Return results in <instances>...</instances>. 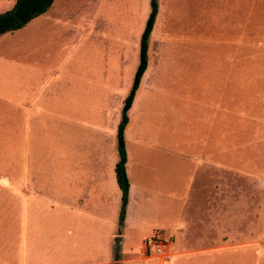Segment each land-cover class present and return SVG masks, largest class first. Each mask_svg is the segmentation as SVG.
<instances>
[{
  "label": "rangeland",
  "instance_id": "374dc122",
  "mask_svg": "<svg viewBox=\"0 0 264 264\" xmlns=\"http://www.w3.org/2000/svg\"><path fill=\"white\" fill-rule=\"evenodd\" d=\"M151 2L53 0L0 35V264L49 263L37 247L58 232L73 249H97L80 264H157L142 243L169 195L184 191L194 166L184 156L199 151H213L205 177L253 240L255 209L264 214V0H156L121 136L123 205L118 127ZM13 6L0 0V14ZM229 249L230 264L238 250L240 264H264V244Z\"/></svg>",
  "mask_w": 264,
  "mask_h": 264
},
{
  "label": "crops",
  "instance_id": "0c3cea01",
  "mask_svg": "<svg viewBox=\"0 0 264 264\" xmlns=\"http://www.w3.org/2000/svg\"><path fill=\"white\" fill-rule=\"evenodd\" d=\"M184 157L194 164L193 172L188 183L184 184V191L169 195V199L162 204L160 217L155 222V225H159L157 229L163 231L165 236L170 239L169 255L170 260L174 261L169 260L163 263L159 257L147 255L143 242L141 249L142 252L144 250L146 259L157 260V264H230L231 253L229 250L231 249L229 248L250 242L255 245H263V207L255 209L253 240L246 241L248 234L240 229V213L235 210V219H232L231 200L220 196L214 180L205 177L206 168L214 165L213 151L209 153L199 151ZM92 170L90 169L89 173L97 172ZM196 172L200 174L199 180H197ZM95 251L97 249H91L89 252ZM236 252L238 255L234 256L238 257L237 260L240 264V251ZM74 257L80 258L82 255L71 257L69 261L71 263L68 264H80L81 261H85L84 258ZM225 258H228V261ZM47 264H52V262ZM91 264H118V262L106 260Z\"/></svg>",
  "mask_w": 264,
  "mask_h": 264
},
{
  "label": "trees",
  "instance_id": "16d2710c",
  "mask_svg": "<svg viewBox=\"0 0 264 264\" xmlns=\"http://www.w3.org/2000/svg\"><path fill=\"white\" fill-rule=\"evenodd\" d=\"M53 0H14V6L9 10L2 14H0V35L16 31L24 27L30 20L40 16L45 13L48 8L51 6ZM158 6L156 0H152L151 2V13L147 20L141 41L140 48V64L137 68L132 89L127 97L123 113L121 123L118 127V135L120 137V147H119V160L115 165V176L118 188L121 192V199L123 205L125 206L128 202V193L130 188L129 179L126 173V151L123 145V141L121 136L127 124V111L131 107L133 102L135 92L139 87L141 78L146 70L147 63V52H148V42L149 37L153 31L156 17H157ZM124 216V208L121 213V221H123Z\"/></svg>",
  "mask_w": 264,
  "mask_h": 264
},
{
  "label": "bare ground",
  "instance_id": "6f19581e",
  "mask_svg": "<svg viewBox=\"0 0 264 264\" xmlns=\"http://www.w3.org/2000/svg\"><path fill=\"white\" fill-rule=\"evenodd\" d=\"M56 218H54V219H56ZM61 221H62V219H61ZM49 222H51V221H49ZM59 225H60V223H59ZM51 226H53V224ZM57 226L55 228H57ZM61 226H60V228H61ZM47 230H48V228H47ZM55 232H58V231L55 230ZM67 235L64 232H62V233L58 232L57 235H56V233H55V235H48V238L46 239V243L43 245L40 244L41 249H38L40 246L37 247V250H38L40 256L42 258H46L47 261L52 262V264H68V263H71V262H69L71 257L84 255L85 252L91 250V249H73V246H74L73 241L70 238H68ZM39 240H40V238H39ZM43 240L45 241V238H43ZM34 254H35V258H36V255H37L36 252H34ZM34 254H32V255H34ZM40 256H39V258H40ZM43 260H45V259H43ZM43 263H45V262H43Z\"/></svg>",
  "mask_w": 264,
  "mask_h": 264
},
{
  "label": "built area",
  "instance_id": "2783aa9c",
  "mask_svg": "<svg viewBox=\"0 0 264 264\" xmlns=\"http://www.w3.org/2000/svg\"><path fill=\"white\" fill-rule=\"evenodd\" d=\"M170 243V239L165 236L164 232L156 229L144 241L145 252L147 255H150L151 252L154 253V256L159 257L163 263H166L170 260Z\"/></svg>",
  "mask_w": 264,
  "mask_h": 264
},
{
  "label": "water",
  "instance_id": "95a60500",
  "mask_svg": "<svg viewBox=\"0 0 264 264\" xmlns=\"http://www.w3.org/2000/svg\"><path fill=\"white\" fill-rule=\"evenodd\" d=\"M120 241H121V239H116V257L118 256V252H119V244H120Z\"/></svg>",
  "mask_w": 264,
  "mask_h": 264
}]
</instances>
